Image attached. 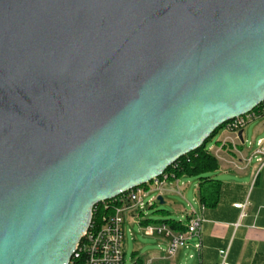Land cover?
I'll return each mask as SVG.
<instances>
[{
  "label": "water",
  "instance_id": "1",
  "mask_svg": "<svg viewBox=\"0 0 264 264\" xmlns=\"http://www.w3.org/2000/svg\"><path fill=\"white\" fill-rule=\"evenodd\" d=\"M263 102L264 0H0V264H69L96 206Z\"/></svg>",
  "mask_w": 264,
  "mask_h": 264
},
{
  "label": "crops",
  "instance_id": "2",
  "mask_svg": "<svg viewBox=\"0 0 264 264\" xmlns=\"http://www.w3.org/2000/svg\"><path fill=\"white\" fill-rule=\"evenodd\" d=\"M263 120H256L257 123L251 122L242 130L243 144L238 137L222 131L221 138L207 150L218 164V169L203 185L207 189L217 185L219 195L214 207H205L199 202L201 182L194 178L198 181L194 188L193 204L190 205L194 212L204 220L201 226L200 264H219L218 252L222 250L227 251V264H264V166L256 175L258 164L252 159V149L245 147V133L249 128L252 132L253 126L254 135L263 134L261 138L264 139ZM182 178L188 177L183 176L178 179L180 196L182 191L190 186L189 183H180ZM164 189L161 196L163 202L164 194L175 193V182L168 181ZM234 204H246L244 218L240 219V211L233 208ZM174 214L180 216L175 221L182 225L188 219L187 209L180 206L175 207ZM142 216L143 213L139 216L138 222L136 219L128 218L125 229L126 226L132 227L134 224L144 225L143 223L147 220H144ZM150 224L152 225V223L147 225ZM159 241L166 246L164 239L160 238ZM193 243H195L193 240L189 241L190 246L182 248L171 259L166 257L165 252L151 259L145 257L137 259L133 254L134 264H147L148 262L150 264H178L186 255H195ZM190 260L198 264L195 259Z\"/></svg>",
  "mask_w": 264,
  "mask_h": 264
},
{
  "label": "built area",
  "instance_id": "3",
  "mask_svg": "<svg viewBox=\"0 0 264 264\" xmlns=\"http://www.w3.org/2000/svg\"><path fill=\"white\" fill-rule=\"evenodd\" d=\"M261 119H264V107H257L250 113L225 123L221 130L237 137V134L249 123ZM252 159L258 164L257 175L264 166V139L256 142ZM167 170L147 184L127 191L115 199L101 204L103 209L107 211L106 214L95 223L91 222L88 230L78 243L69 264H74L73 260L81 259L85 261V264H123L125 224L127 219H136L138 222L139 216L145 210L158 204L157 197L162 196L165 190L164 187L170 180L175 182V191L180 195L178 179L171 172H167ZM233 208L240 211V219L245 217L246 204H234ZM187 213L188 219L183 224L184 232H174L164 224H156L143 227V234L146 237L164 239L166 241L165 255L169 259L175 257L182 248H188L190 246L189 241L193 240L195 243L192 244V247L195 255H191L189 258L195 259L200 264L201 226L204 220L194 212L189 203ZM218 254L219 264H227V251L222 250ZM147 264H150V262Z\"/></svg>",
  "mask_w": 264,
  "mask_h": 264
},
{
  "label": "rangeland",
  "instance_id": "4",
  "mask_svg": "<svg viewBox=\"0 0 264 264\" xmlns=\"http://www.w3.org/2000/svg\"><path fill=\"white\" fill-rule=\"evenodd\" d=\"M255 122L257 123V121ZM253 128L254 126L252 127V132L249 128L245 133V147L251 148L252 153L255 150L256 142L262 139L261 137L263 136V134L254 135L255 133ZM222 135V130H218L212 140L207 142V144L205 145V149L208 150L211 145H215V143L219 138H221ZM197 181L198 180L194 178H182V180H180V183H189L190 186L182 191L181 196L178 195L176 191L174 194H164L163 199L165 204H156L153 207L145 210L142 216L144 220L164 221L170 219L176 220L180 218V216L174 214V209L175 207L180 206L183 209L188 210V203L191 205L193 204L192 200L195 195L194 188ZM180 185L182 186V184ZM143 227L145 226H139L137 224H134L132 227L126 226L123 264H134L133 254L137 259H142L144 257L151 259L156 256H161V254L165 252L166 246L164 245V243L159 241L160 238L158 239L157 237H146L143 234ZM194 262V260L189 259V255H186V257L182 258L178 264H195Z\"/></svg>",
  "mask_w": 264,
  "mask_h": 264
},
{
  "label": "trees",
  "instance_id": "5",
  "mask_svg": "<svg viewBox=\"0 0 264 264\" xmlns=\"http://www.w3.org/2000/svg\"><path fill=\"white\" fill-rule=\"evenodd\" d=\"M262 107H264V102L259 106V108ZM205 145L187 156L180 158L174 166L168 168L167 172H171L176 179L183 176L198 179L201 182L199 202L205 207H214L218 200V187L214 185V187L207 189L203 185L209 181V176L218 169V164L215 158L207 152ZM106 212L101 205L96 206L93 210L92 222L95 223L98 221ZM148 223H152V225L164 224L174 232L185 231L184 226L180 222L172 219L164 221L147 220L143 224L147 226ZM73 263L85 264V261L82 259L73 260Z\"/></svg>",
  "mask_w": 264,
  "mask_h": 264
}]
</instances>
